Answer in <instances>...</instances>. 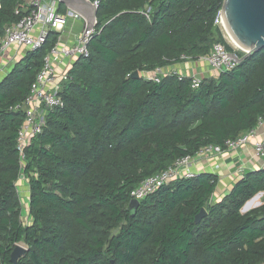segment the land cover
I'll list each match as a JSON object with an SVG mask.
<instances>
[{
  "label": "trees",
  "instance_id": "1",
  "mask_svg": "<svg viewBox=\"0 0 264 264\" xmlns=\"http://www.w3.org/2000/svg\"><path fill=\"white\" fill-rule=\"evenodd\" d=\"M28 1L0 0V39L28 14ZM98 1L90 56L74 62L65 106L49 111L25 167L17 149L24 114L12 108L30 94L58 35L0 81V264H14L17 246L27 252L15 264H262L264 197L260 207L242 210L264 193V170L246 172L217 201L220 177L201 173L160 188L135 216L130 203L146 178L256 127L264 115V50L198 89L173 75L149 81L142 72L183 56L198 60L215 44L244 57L215 23L224 0ZM22 174L30 193L25 215Z\"/></svg>",
  "mask_w": 264,
  "mask_h": 264
},
{
  "label": "built area",
  "instance_id": "2",
  "mask_svg": "<svg viewBox=\"0 0 264 264\" xmlns=\"http://www.w3.org/2000/svg\"><path fill=\"white\" fill-rule=\"evenodd\" d=\"M93 1L97 2L99 6L98 0ZM27 5L28 14L21 21L7 26L3 38L0 39V75H2V78L5 77V73L7 72L3 68L4 58L11 50H25L21 55V58H23L27 52H35L42 49L51 33H56L58 39L56 45L45 57L43 67L32 84L30 94L22 103L12 108L13 111L24 114V121L17 139V149L20 154L22 167H25V152L30 147L32 141L42 134L49 111L64 108L65 102L61 94L64 90V82L68 78L69 71L76 60L90 56L89 45L98 34V22L93 29H88L87 21L78 12L71 9H67L64 13L60 11V7L62 6L60 0H29ZM18 13L19 11H17ZM149 13L150 9L145 14L149 16ZM221 15L220 11L215 23L223 31L225 38L228 39ZM71 21L74 23L83 22V30L77 36L74 44H67L64 42V34ZM231 46L237 51H242L233 42H231ZM230 54L226 47L219 43L213 46L207 56H203L198 60H192L189 57L183 56L182 62L176 65H185L191 62L206 63L215 76L219 77L223 73L234 71L239 65L230 57ZM13 65L10 66V70ZM141 75L146 80L157 83L163 77L169 75L177 76L181 79L190 78L193 89H198L204 81L202 76L186 75L183 71L172 68V66L159 67L154 71H145ZM246 148L251 149L254 157L262 160L264 164V115L258 119L256 127L240 135L237 139L226 140L223 145L203 147L194 156L181 158L163 172L146 178L132 192V200L135 199L141 202L160 188L174 181L195 179L201 173H204L197 169L199 162L205 159L210 160L216 156H222L228 152H239ZM219 168V166L216 167V169ZM260 170H264V168ZM238 172L243 176L246 174L243 168H240ZM21 181L24 184L26 183L27 194L23 193L19 186ZM28 182L29 180L24 174L20 176L17 182L22 202H25V197L27 200L30 197ZM263 197L264 193L255 196L245 205L242 212L245 214L252 209L260 207L263 204ZM255 201H257L256 204H254ZM252 203L254 205H251ZM25 206L27 210L28 205L26 202Z\"/></svg>",
  "mask_w": 264,
  "mask_h": 264
},
{
  "label": "water",
  "instance_id": "3",
  "mask_svg": "<svg viewBox=\"0 0 264 264\" xmlns=\"http://www.w3.org/2000/svg\"><path fill=\"white\" fill-rule=\"evenodd\" d=\"M67 9L81 14L87 21L88 29H93L97 24L98 4L93 0H60ZM221 18L230 40L244 53L240 58L237 53H231L230 57L241 64L253 53L264 50V0H224L221 10ZM133 78H140V73L135 72ZM140 202L133 199L130 203V211L135 216ZM206 210H202L197 216L199 222L206 216ZM27 249L17 246L12 254V262L15 264Z\"/></svg>",
  "mask_w": 264,
  "mask_h": 264
},
{
  "label": "crops",
  "instance_id": "4",
  "mask_svg": "<svg viewBox=\"0 0 264 264\" xmlns=\"http://www.w3.org/2000/svg\"><path fill=\"white\" fill-rule=\"evenodd\" d=\"M72 32V28H70L68 25L64 34L65 43H75L78 35H73ZM24 52L25 50L13 49L5 55L3 63V68L5 71H7L5 76H7L9 73L10 66L22 59L21 55ZM172 68H177L183 71L186 75L202 76L204 79L216 77L214 72L206 63L191 62L180 66L174 65ZM1 79L2 75H0V80ZM217 166L220 168L216 169ZM240 168L245 169V172H251L264 168V164L262 160L254 157L253 151L251 149L247 148L239 152H228L222 156L211 158L210 160L205 159L198 163L197 169L200 172L213 173L220 177V182L214 195L212 196V201L221 200L232 191L236 183L243 177V175L238 172Z\"/></svg>",
  "mask_w": 264,
  "mask_h": 264
},
{
  "label": "rangeland",
  "instance_id": "5",
  "mask_svg": "<svg viewBox=\"0 0 264 264\" xmlns=\"http://www.w3.org/2000/svg\"><path fill=\"white\" fill-rule=\"evenodd\" d=\"M69 27L70 28H72V30H73V35H79L80 33H81V31L83 30V22H78V23H74L73 21H71L70 22V24H69ZM228 39H227V41H228V43L231 45V40H230V38L229 37H227ZM19 186H20V188L22 189V192L23 193H25V194H27V186H26V183L24 184L22 181L19 183ZM24 201L27 203L28 202V200L26 199V197L24 198ZM25 202H23V206H24V215H25V212H26V210H25ZM256 202L257 201H255L254 202V204H256ZM253 203L251 204V205H254Z\"/></svg>",
  "mask_w": 264,
  "mask_h": 264
}]
</instances>
